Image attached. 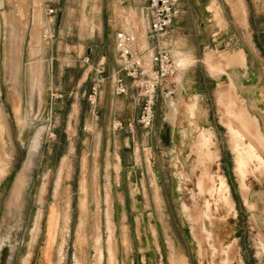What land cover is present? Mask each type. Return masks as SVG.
I'll return each instance as SVG.
<instances>
[{"label": "rangeland", "instance_id": "1", "mask_svg": "<svg viewBox=\"0 0 264 264\" xmlns=\"http://www.w3.org/2000/svg\"><path fill=\"white\" fill-rule=\"evenodd\" d=\"M252 3L247 0L248 7ZM53 4L64 11L65 26L76 29L67 34L72 44H78L79 31L86 24L89 34L103 24L105 33L87 41L90 56L83 67L79 68L80 63L67 65L70 76L88 69L92 84L102 76L99 95L104 87V98L110 99L109 76L118 71L119 66L107 24L114 13H120L125 30H132L137 44L141 45L145 29L141 16L131 11L128 4L120 5L117 0H55ZM231 6L236 13L233 15L244 22L245 11L240 1ZM0 8L5 13L15 10L23 23L21 38L14 40L12 46L0 47V59L6 61L0 62V123L5 154L0 156V161L3 157L0 166L4 163L7 166L6 173L5 169L0 170V175L5 173L0 176V264H21L27 253L30 254L28 264H126L119 252L108 194L105 224L102 221L97 226L93 221L81 223L77 219V201L85 194V181L90 182L92 178L81 170L82 158L87 153L91 156L96 147L88 134L90 130L84 125L91 110L98 115L99 98L94 109L86 97L81 100V125L76 136H72L71 130L64 132L66 113L61 117L57 114L65 105L57 101L64 98H50L48 90L50 75L57 64L36 62L43 58L40 33L47 28L41 0H0ZM8 24L6 21L2 29L6 34L10 29ZM51 25L57 32L60 24L54 20ZM262 33L259 30L258 35ZM232 34L238 37L240 33L234 30ZM259 43V53L249 47L245 49L247 64L243 69L233 68L244 64L242 52L230 55L234 48L223 46L208 47L201 51L199 61L184 62L181 69L187 70L183 88L181 81H173L182 72L177 68L167 87L154 95L152 127L143 129L136 121L130 147L123 148L119 143L127 163L131 162L127 167L131 168V190L127 171L121 176L120 192L131 191V202L125 211L131 219L138 216L144 235L137 240L131 222V264H264V234L246 200L249 182L264 174V137L255 119L254 107L243 99L240 87L245 86L249 97L264 107V38L259 36ZM53 50L65 53L64 47ZM71 54L84 56L82 48H78L77 53L72 50ZM100 55H106L105 69L98 62ZM21 56L23 62L16 63ZM144 61L148 62V56ZM101 68L103 72L98 74ZM208 75L214 80L208 79ZM62 84L65 88L69 86L67 80ZM130 84L131 101L136 103L135 118H138L144 98ZM196 94H201L200 100ZM243 126L249 128L255 138L246 136ZM230 128L237 130L243 141L234 138ZM96 133L100 138L108 136L102 126ZM200 133L211 143L197 151L194 142ZM245 143L250 146L244 150ZM99 146L100 150L105 149L104 144ZM115 148H111V153ZM61 156L65 158L62 172L59 169ZM239 157L243 161L241 165ZM25 163L24 176L21 171ZM87 165L89 169L92 167L91 159ZM18 175L24 177L19 182L23 184L14 192ZM111 178L99 175L100 185L105 186L106 191ZM196 182L199 187L204 185L201 191L197 190ZM220 182L226 184V192L218 190ZM40 205L37 213L43 218L42 222L41 219L36 222V208Z\"/></svg>", "mask_w": 264, "mask_h": 264}, {"label": "crops", "instance_id": "2", "mask_svg": "<svg viewBox=\"0 0 264 264\" xmlns=\"http://www.w3.org/2000/svg\"><path fill=\"white\" fill-rule=\"evenodd\" d=\"M54 1L55 0H41L43 20L45 21L44 9L47 7H55V15L53 19L60 25L58 26L57 32L54 29H51L52 25H47V28L43 26L44 29L40 33V45L43 47L40 56L43 58L38 59L36 62L41 63L42 61H45L51 63L54 61L55 64H57L54 72L50 75L48 90L56 95H60V97L63 96L64 99L57 102L60 104H63V102L65 103V105H63L64 110H58L57 102L55 109L56 111L58 110L57 114L60 117L66 113V126L64 132L71 130L74 132L72 136H76L78 131L80 132V121L82 117L80 102L85 99L89 92L92 85V83H90L92 78L91 75H89L90 71H88V69L83 71L80 70L77 75L70 76V70L67 64L80 63L81 65L79 68H82L85 64V59L90 56L89 49L87 48V41L100 37L102 33H105V30L101 23L93 29L91 34H89L88 32L90 31L88 29V24H86L85 28L80 29L79 31L80 37L78 44H72L67 37V34L76 32V29H74V31L71 27L65 26L66 18L64 11L56 7L53 4ZM236 1L237 0H174L175 15L165 38V47L173 56L175 64H178V59H181L183 64L184 62L194 63L199 61L200 55H203V53H201L202 50L208 47L223 46L234 48L230 55L236 54L239 51L242 52L245 60L244 64L241 66H234L233 68H245L247 64L245 49L249 47L259 53V36L264 38V0H252L253 3L250 7H248L247 0H239L245 11L244 22H240L235 16H233L231 3H235ZM128 5L131 7V11H134L141 16L145 23V29L142 34L144 41L142 42L143 45L137 44L136 37H134L131 32L132 30H125L123 20L119 18L120 13H114L111 18L112 21H109L107 26L111 28V41L114 46V58L117 64V51L114 44L116 32L124 31L129 33L133 39V49L141 51L144 49L148 50L152 44V42L147 39L146 35L148 27V21L145 15L146 1L130 0ZM5 12L4 9L0 8V47L12 46L14 40L20 39L23 32L22 19L19 20L17 18L18 15L15 10H12L11 13ZM3 16L7 17V19H3ZM29 19L31 20V15ZM6 21L9 22L7 26L10 27V29L7 30L9 32L7 34L5 32L6 30H2L6 26ZM234 30L240 33L238 37L232 34ZM259 30H262V35H258ZM46 32L52 35L50 43L44 39ZM28 36L30 44L32 41L31 34L29 33ZM55 47H64L63 52L65 53L60 54L55 52L53 50ZM78 48L83 49L84 56L71 54L72 50L77 53ZM0 62L6 63L5 60L2 61L1 59ZM22 62V56L19 60H16V63ZM98 62L101 65L103 64L105 69L107 65L106 55H100ZM146 62L147 61H144V63ZM177 68L178 71L182 72H180V77L174 78L173 81H181V88H183L184 73L187 69H181L183 67H179V65H177ZM101 69L103 70V68ZM207 78L214 80L213 77L209 75ZM66 80L69 83L68 88L63 87L62 84L63 81ZM126 85L127 94L116 96L113 91H111L110 99L104 98V87H102L100 95L98 96V115H95L94 110H91L90 113H88L85 125L83 124L86 129L90 130V133L88 134L93 138L92 142L96 147L91 156L87 153L84 158H82L83 166L81 167V170L85 171L86 176L90 174L92 178L90 182L87 180L85 181V194L77 201L76 207L78 209L77 219L81 223L93 221L98 226V224H101L103 221L105 224L106 195L108 194L114 231L118 232L119 252L124 257L126 264H131V222L134 224L135 238L140 240L144 238V235L141 230L142 223L138 216L131 219V216L125 211L127 204L131 202V191L127 194H122V192H120V185L122 183L121 176L124 171H127V184L128 188L131 190V168H127L131 162L129 164L127 163L124 150H119L118 145L121 142L123 148L128 149L130 147L132 130L127 128V124L129 122L132 123V126L135 124L137 121L135 116L138 110L135 105L136 103L131 101V98L133 97L131 92L133 89L128 79H126ZM233 85L235 87L236 84L233 83ZM240 87L243 88V91L241 92L243 99L247 104L253 105L254 107L252 110L255 111V119L264 137V107L261 105L262 103H258L257 100L249 97L248 90L246 88L244 89L245 86L241 85ZM255 94L259 95V92H256ZM196 95L198 96V100H200L201 94ZM116 121L122 122L124 127L115 131L112 129V125ZM101 126L108 132L106 138H100L99 134L96 133L97 129ZM222 126L225 129L227 128L224 125ZM35 138L38 142V137L35 136L34 139ZM34 139L32 140L30 147L32 151L34 150V148H32ZM209 141L211 143V140ZM102 144L105 145V149L103 148L102 150L101 148L100 150L99 145ZM113 147L116 148L111 153V148ZM88 159L92 160V167H90V169L87 165ZM64 160L65 158L62 157L59 166L61 172L65 168ZM26 168L27 163L24 164L21 171L24 173V176ZM6 169L7 166L5 168V173ZM152 173H154V170H152ZM99 175H102V177L108 175L110 177L112 176L111 185L107 191L105 186L101 187ZM96 176L98 178H95ZM248 187V194L246 196L247 204L252 207V215L254 216L257 225H259L260 231L264 234V174L259 179L255 178L250 181ZM242 206H245L243 199ZM41 207L42 205L38 206L36 212L38 209H41ZM42 218L43 215L40 222H42ZM97 235L98 234H96L95 237H97ZM151 237L154 239L156 238V236L153 237L152 235Z\"/></svg>", "mask_w": 264, "mask_h": 264}, {"label": "built area", "instance_id": "3", "mask_svg": "<svg viewBox=\"0 0 264 264\" xmlns=\"http://www.w3.org/2000/svg\"><path fill=\"white\" fill-rule=\"evenodd\" d=\"M145 15L148 21L147 39L152 42L150 48L143 51L133 49V39L129 33L118 31L115 33L114 44L117 51L119 69L112 73L109 79L112 82L114 95L121 96L127 94L126 79L132 83L134 89L141 94L143 99L141 114L137 118V123L143 129H150L154 122V95L159 90H163L177 72V65L173 56L165 47V38L168 29L171 27L175 10L174 0H145ZM120 5H126L130 0H117ZM55 9L47 7L44 9V17L47 25L53 23ZM44 39L49 43L52 35L45 33ZM148 56L147 64L144 58ZM103 70L97 71L102 74ZM104 81L102 76L95 79L86 95V101L94 109L99 95L100 85ZM60 95L50 92V98H58ZM124 127L122 122L116 121L112 125L113 130ZM127 128L132 130V123L127 124Z\"/></svg>", "mask_w": 264, "mask_h": 264}, {"label": "bare ground", "instance_id": "4", "mask_svg": "<svg viewBox=\"0 0 264 264\" xmlns=\"http://www.w3.org/2000/svg\"><path fill=\"white\" fill-rule=\"evenodd\" d=\"M236 3V2H235ZM234 5V4H233ZM232 5V6H233ZM231 6V7H232ZM235 7H236V5H234ZM234 6H233V9H234ZM236 8H238L239 9V7H238V5H237V7ZM231 10V9H230ZM235 11H237V10H235ZM239 11V10H238ZM233 12V11H232ZM240 12H241V10H240ZM242 13V12H241ZM233 14L235 15L236 13H234L233 12ZM233 15V16H234ZM240 15H242V14H240ZM239 15V16H240ZM236 16V15H235ZM238 16V15H237ZM242 18H243V16H242ZM237 19V18H236ZM243 20V19H242ZM242 20H240L241 22H242ZM178 64H176V65H179V67L180 66H182L183 65V62L181 61V59L179 60L178 59ZM145 64V63H144ZM221 97V96H220ZM221 99V98H220ZM222 101V100H221ZM231 102H233V101H231ZM228 107V106H227ZM230 111V110H229ZM228 111V112H229ZM227 112V111H226ZM230 113V112H229ZM234 113V112H233ZM235 114V113H234ZM237 115V114H236ZM233 115H231L230 117H232ZM235 116V115H234ZM237 117V116H236ZM238 117H239V115H238ZM234 118V117H233ZM240 118V117H239ZM242 118V117H241ZM235 119V118H234ZM243 119V118H242ZM233 120V119H232ZM237 120H239V119H236V122H237ZM244 120V119H243ZM231 121V120H230ZM240 121V120H239ZM242 123V122H241ZM244 124H245V122H243ZM235 125H237V124H235ZM239 125H241V124H239ZM243 129L245 130V132H246V136H248V137H252V138H255L254 137V134L249 130V128H246L245 126H243ZM230 131H232V133L234 134V138H236L237 140L239 139L240 141H243V137H242V135L237 131V130H234V129H232V128H230ZM2 133H3V128H2V125H1V123H0V156H2V155H5L4 153H3V139H2ZM195 141V140H194ZM36 142V141H35ZM236 142V141H235ZM208 143H209V140H208V138H206L205 136H204V134H202V133H200V134H198V136H197V140L194 142V144H195V147H196V149H197V151H200L201 149H204L205 147H207L208 146ZM239 144V143H238ZM193 145V144H192ZM244 145V150L246 149V147L249 145L250 146V144L249 143H245V144H243ZM33 147H35V146H33ZM194 150V149H193ZM207 155V154H206ZM207 156H209V155H207ZM198 157V156H197ZM202 157H204V155L202 156ZM5 158V157H4ZM8 158V157H7ZM7 158H6V160H7ZM1 159V158H0ZM202 160V159H201ZM200 160V161H201ZM207 160V159H206ZM259 161H260V163H262L261 162V159H259ZM0 162H3V157H2V161H0ZM4 162H7V161H5L4 160ZM198 163V162H197ZM243 163V161H242V159H241V157H239V159H238V164L239 165H241ZM5 166H6V164L4 163L3 165H2V167H1V171L3 170V169H5ZM4 173V172H3ZM3 173H1V175L3 174ZM22 174V173H21ZM0 175V176H1ZM21 178H24V177H22V176H20L19 177V175L17 176V178H16V182H15V184H14V187H13V185H12V187H13V189H14V192H16V190H18V187L20 188V185L22 186V184L23 183H21L20 185H19V182H20V180H22ZM199 178V177H198ZM201 178V177H200ZM202 180V179H201ZM202 183V182H201ZM19 185V186H18ZM210 185V184H209ZM42 186V185H41ZM202 186H204V185H201L200 184V187H202ZM198 185H197V190L198 191H201L202 189L200 188ZM42 189V188H41ZM218 190L219 191H227V186H226V184L225 183H223V182H220V184H219V187H218ZM43 191V190H42ZM14 192H13V194H14ZM39 212V211H38ZM38 213L36 212L35 213V215H36V217H35V221L36 222H38V220H40L41 219V216H40V218H39V216L37 215ZM34 221V222H35ZM34 225H35V223H34ZM37 225V224H36ZM39 227V226H38ZM35 228L36 227H34L33 228V230H34V232L35 231H37V230H35ZM37 229V228H36ZM33 230H32V232H33ZM39 230V229H38ZM37 233V232H36ZM35 234V233H34ZM36 235V234H35ZM34 237H36V236H34ZM30 239H32V237L30 238ZM29 241V240H28ZM33 241V240H32ZM31 241H29V243H30ZM31 244V243H30ZM229 247V246H228ZM227 247V248H228ZM93 254H94V252H93ZM227 254V253H226ZM29 258H30V254L29 253H27L26 255H24V257L21 259V264H28V262H29ZM93 258H94V255H93ZM94 262H97V261H94ZM228 263V262H227Z\"/></svg>", "mask_w": 264, "mask_h": 264}]
</instances>
